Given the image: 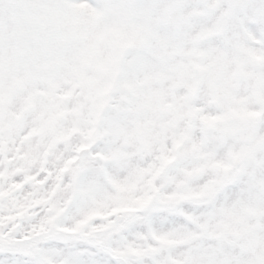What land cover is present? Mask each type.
<instances>
[{
	"label": "rangeland",
	"instance_id": "obj_1",
	"mask_svg": "<svg viewBox=\"0 0 264 264\" xmlns=\"http://www.w3.org/2000/svg\"><path fill=\"white\" fill-rule=\"evenodd\" d=\"M0 264H264V0H0Z\"/></svg>",
	"mask_w": 264,
	"mask_h": 264
},
{
	"label": "water",
	"instance_id": "obj_2",
	"mask_svg": "<svg viewBox=\"0 0 264 264\" xmlns=\"http://www.w3.org/2000/svg\"><path fill=\"white\" fill-rule=\"evenodd\" d=\"M233 2L238 5L242 2V0H233ZM226 141V133L223 131H219L216 129H209L205 135L203 140V146L207 150H218L223 146ZM146 159L148 157H145Z\"/></svg>",
	"mask_w": 264,
	"mask_h": 264
}]
</instances>
